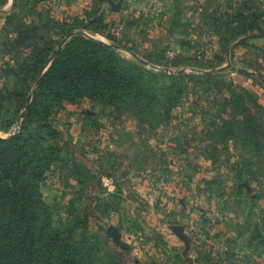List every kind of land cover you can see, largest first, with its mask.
<instances>
[{
  "label": "rangeland",
  "instance_id": "rangeland-1",
  "mask_svg": "<svg viewBox=\"0 0 264 264\" xmlns=\"http://www.w3.org/2000/svg\"><path fill=\"white\" fill-rule=\"evenodd\" d=\"M71 1L15 0L17 11L2 12L11 0H0V185L3 202L21 205L13 229L25 233L35 221L40 237H51L46 229L52 226L73 244L91 235L86 248L96 250V264H184L182 251L165 240L169 221L146 198V188L133 179L110 188L104 176L129 165L120 154L146 169L150 142L143 138L156 151L163 136L172 141L186 134L193 147L209 151L211 165L227 160L241 168L252 206L261 209L257 240L264 251V0H216L208 5L215 15L207 13L189 30L206 41L170 43L160 51L130 41L140 31L110 29L115 17L94 4L79 20ZM112 1L125 7L126 0ZM83 26L102 34H83L87 41L109 42L121 60L148 71L135 75L146 85L143 101L120 110L86 94L39 92L55 51L81 36ZM189 118L199 124H186ZM101 134L117 136L116 155ZM92 259L87 255L83 263Z\"/></svg>",
  "mask_w": 264,
  "mask_h": 264
},
{
  "label": "crops",
  "instance_id": "crops-1",
  "mask_svg": "<svg viewBox=\"0 0 264 264\" xmlns=\"http://www.w3.org/2000/svg\"><path fill=\"white\" fill-rule=\"evenodd\" d=\"M97 1L101 4L92 0H74L71 3L76 5L68 8H78L79 20H85L88 18V7L94 4L103 15L111 13L115 21L119 18L117 23L112 21L110 27L115 26L116 33L130 30L136 35V30L140 31L139 36L130 41H141L143 48L150 51H160L170 43L182 47L183 41H206L205 38L197 40L189 30L193 31L196 20L204 22L207 13L214 16V8L208 5L217 4L216 0H142L136 4L132 3L133 0H126L124 8L116 1L117 7L110 8L107 7L108 3L111 4L109 1ZM17 10L15 0H11V5H7L2 12ZM136 12L140 13L138 18ZM81 33L102 37L100 32L95 30L91 33L85 27ZM259 39L264 41L260 36ZM185 123L199 124L196 118H189ZM175 136L177 138L172 141L163 136L161 149L156 151L153 150L154 141L150 137L147 140L143 138L146 143L150 142L147 146L150 147L148 154H151L150 162L142 172L131 166L133 155L120 154V160L129 165L124 168L116 165L114 171L107 172L104 177L110 188L132 179L146 188V198L152 206H160V216L169 221L163 225L166 228L165 240L175 250L182 251L178 259L184 264H264L263 244L257 240L263 234L261 209L252 206L251 186L241 180V168L234 170L227 160L223 164L211 165L208 150L193 147L192 140L183 138L186 134ZM100 139L103 145L114 149L110 152L116 155L114 144H117V136L101 134ZM165 145H168L166 148L169 147V151ZM175 225L184 226V233L190 241L189 249L174 232Z\"/></svg>",
  "mask_w": 264,
  "mask_h": 264
},
{
  "label": "trees",
  "instance_id": "trees-1",
  "mask_svg": "<svg viewBox=\"0 0 264 264\" xmlns=\"http://www.w3.org/2000/svg\"><path fill=\"white\" fill-rule=\"evenodd\" d=\"M100 11L98 8L97 12ZM79 34L56 52L38 84L39 92L86 94L120 110L134 100L141 102L147 97L146 85L139 83L135 75L137 71L145 74L148 71L135 62L121 60L110 45L92 38L87 41ZM2 193L0 185V264H85L87 255L93 256L92 264H96V250L86 248V239L91 235L73 244L50 226L46 232H51V237H40L33 231L35 221L27 224L25 233L16 232L14 220L21 205L3 202Z\"/></svg>",
  "mask_w": 264,
  "mask_h": 264
},
{
  "label": "water",
  "instance_id": "water-1",
  "mask_svg": "<svg viewBox=\"0 0 264 264\" xmlns=\"http://www.w3.org/2000/svg\"><path fill=\"white\" fill-rule=\"evenodd\" d=\"M105 1H109L111 4H113L114 8L117 7V5L114 3V1H112V0H105ZM62 44H63V43H62ZM62 44H61L60 46H62ZM56 52H57V50L55 51V53H56ZM184 229H185V228H184V226H182V225H175V226L173 227L174 232H175L180 238H182V239L186 242L187 249H189V247H190V241H189V237H188V235H186V234L184 233ZM109 232H110V233H115L116 230L112 227V228H110Z\"/></svg>",
  "mask_w": 264,
  "mask_h": 264
},
{
  "label": "built area",
  "instance_id": "built-area-1",
  "mask_svg": "<svg viewBox=\"0 0 264 264\" xmlns=\"http://www.w3.org/2000/svg\"><path fill=\"white\" fill-rule=\"evenodd\" d=\"M140 16V13L139 12H136V17L138 18Z\"/></svg>",
  "mask_w": 264,
  "mask_h": 264
}]
</instances>
